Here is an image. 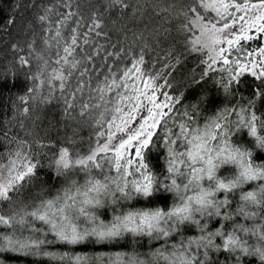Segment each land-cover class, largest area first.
Returning a JSON list of instances; mask_svg holds the SVG:
<instances>
[{"label":"snow or ice","instance_id":"6c2138e0","mask_svg":"<svg viewBox=\"0 0 264 264\" xmlns=\"http://www.w3.org/2000/svg\"><path fill=\"white\" fill-rule=\"evenodd\" d=\"M141 3L149 4L156 16L180 21L178 42L185 52L201 56L199 79L193 74L185 85L188 91L172 95L170 77L183 56L176 44L169 46L157 69L161 57L146 60L151 46L143 32L127 24L108 29L106 14L117 10L125 17L130 0H88L87 15L78 0H56L64 11L56 5L45 8L38 20L52 33L44 44L56 48L55 59L50 63L51 57L37 54L42 63L30 78L38 83L20 101L59 100L64 117L77 112L83 122H91L94 136L83 151L73 137L58 148L41 144L52 150L49 167L64 184L53 196L41 193L38 200L27 202L20 199L22 191L37 178L40 165L31 144L14 137L9 143L15 141V149L0 153L4 259L14 254L49 264H211L209 254L215 252L229 254L234 264L248 256L264 264V112L253 110L258 101L264 103V0H137ZM144 11L133 7L129 19L135 20L137 13L142 18ZM113 30L118 33L115 42ZM170 35L171 29L152 33L156 39ZM19 62L29 63L23 56ZM217 71L226 73L214 81L226 100L236 95L245 75L260 83L246 106L229 101L200 125V103L207 101L200 96L198 103L185 106L177 121V105L189 96L197 99L196 89L204 86L200 82L206 85L205 77ZM44 85L48 94L40 96ZM29 112L25 106L22 114ZM241 136L249 139L242 143ZM158 147L163 149L159 166L150 159ZM245 185L251 190H244ZM238 218H259L261 223L249 228ZM212 222L219 227L210 228ZM182 226L194 227L199 235L169 244ZM249 233L256 244L244 239ZM126 237L162 243L147 253L88 256L49 250L51 245H111Z\"/></svg>","mask_w":264,"mask_h":264},{"label":"trees","instance_id":"16d2710c","mask_svg":"<svg viewBox=\"0 0 264 264\" xmlns=\"http://www.w3.org/2000/svg\"><path fill=\"white\" fill-rule=\"evenodd\" d=\"M78 2L81 4L82 12L87 15L89 12L88 0H78ZM130 3L132 7L126 10V16L123 18L120 17L117 10H112L106 14L105 23L108 29L119 28L121 24H127L129 28H133L137 32H143L145 39L151 46L147 50L146 60L149 62L155 61L157 54L161 57V61L157 63V69L162 66L163 57L169 46L175 43L178 51L183 53V56L181 57V64L173 72V77H170L171 82L174 84V89H168V91L172 95H178L180 91L187 92L188 89L185 88V85L190 84L193 74L199 79L204 66L200 64L201 56L199 54L185 52L183 45L178 42L182 40V37L176 31L180 21L168 19L166 14L156 16L152 7L147 3L138 5L137 0H130ZM54 5H56V0H0V153L6 154L9 150L15 149V141L9 143L14 137L26 140L31 144L34 160L38 159L40 165L37 169V178L22 191L20 199H24L26 202L32 199L38 200L41 193L44 196H53L57 189L64 184V178H58L54 169L49 167L52 150L47 147H41V144L51 142L58 148L66 137H73L78 141V148L83 151L87 149L89 137L94 136L91 122H83V118H80L77 112L73 113V117H64L63 104L59 100H55L51 104H42L39 100H30L28 105H24L20 101V97L29 95L27 90L34 87L35 83H38V81L34 82L30 78L39 70L42 63V61L37 59V54H43L45 58L51 57L50 63L55 59L56 48L49 49L44 44V39L52 33L45 31L48 27L47 23L42 24L38 20V17L44 14L45 8ZM56 7L58 11H64L59 5H56ZM133 7H143L145 9L142 18L140 13H137L135 20L129 19ZM52 19L54 20L55 17L53 16ZM113 20L116 21L115 26L112 24ZM154 29L161 31L163 29H171V35L168 39H165L164 36L156 39L152 36ZM110 34L113 42H115L118 33L113 30ZM128 36L131 40L132 33L129 32ZM100 42L103 43L104 41L101 40ZM140 43L142 44L143 41ZM30 45L31 47H29ZM136 50L139 51V47ZM21 56L29 61L28 65L21 66L19 62ZM97 63H99V60ZM52 66L55 67L54 64ZM216 67L218 69L220 65L218 64ZM221 75H226V73L222 74L219 71L210 73L211 78L205 77L207 84L205 85L204 81H201L200 83L204 85L203 88L196 89L197 99L189 96L181 105H177L178 111L175 113L177 121L180 119V113L185 110V106L191 103H198L200 96L207 98L206 102L200 103V116L198 117L200 125H203L204 117L214 114L216 110L229 101L246 106L247 100L252 97V93L257 90V85L260 83L255 78L245 75L241 78V83L235 88L236 95L228 97L226 100L222 89H218L214 84V81L219 79ZM47 94L48 88L47 85H44L39 95L46 96ZM55 95L59 96V93L57 92ZM83 98L87 99V96ZM25 106L30 108L28 115L22 114ZM257 109L258 115L260 112H264V103L258 101L256 109L253 110ZM173 130L176 131V129ZM158 131L160 130L158 129ZM160 134L163 135L162 132ZM247 139L249 138L241 136L240 141L243 143ZM157 143L159 144V141ZM162 152L163 149L160 147L153 150L150 159L154 165L163 164ZM77 178L80 179V177ZM244 190L251 189L248 185H245ZM233 199V208H235L236 202L239 201V194L237 193ZM168 202L171 203V200L169 199ZM160 206H165L163 201L160 202ZM107 215L110 217L111 212L109 211ZM237 222L249 228L257 227L261 223L259 218L255 221L238 218ZM38 226L42 227L39 224ZM214 226L219 227L215 222L210 223V228ZM196 235H199V233L194 227L188 229L187 226H182L174 239L169 240V244L179 243ZM51 238L49 236V239ZM244 239L250 245L257 243L256 238L251 233L244 235ZM137 241H134L131 237H126L124 240L111 245L101 246L94 243L75 247L51 245L49 250L55 252L67 251L71 254L88 256L101 252L112 253L131 250L147 253L150 249L159 247L162 243L161 241H149L146 237L137 238ZM209 258L211 264H234L233 259L227 253L210 252ZM0 264H49V262L47 260H38L36 257L31 256L19 257L14 254H7L6 259L0 256ZM240 264H259V260L257 257L252 256L241 257Z\"/></svg>","mask_w":264,"mask_h":264},{"label":"rangeland","instance_id":"374dc122","mask_svg":"<svg viewBox=\"0 0 264 264\" xmlns=\"http://www.w3.org/2000/svg\"><path fill=\"white\" fill-rule=\"evenodd\" d=\"M26 27H28V25H26Z\"/></svg>","mask_w":264,"mask_h":264}]
</instances>
